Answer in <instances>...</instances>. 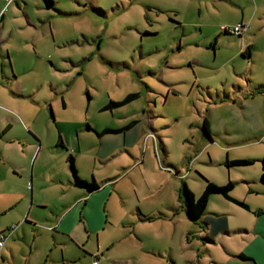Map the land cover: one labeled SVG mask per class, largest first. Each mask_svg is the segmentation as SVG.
<instances>
[{"label": "rangeland", "instance_id": "obj_1", "mask_svg": "<svg viewBox=\"0 0 264 264\" xmlns=\"http://www.w3.org/2000/svg\"><path fill=\"white\" fill-rule=\"evenodd\" d=\"M236 25L241 36L223 29ZM256 82L264 83V0H55L52 8L0 0V232L8 241L0 264H92L94 256L100 264H234L247 238L208 242L205 218L189 217L183 188L198 198L206 179L231 180L234 195L264 198L244 182L261 175L264 158V96L244 103ZM130 93L139 96L104 108ZM133 121L102 144L98 132ZM37 135L45 150L36 170L49 183L35 194L45 204L31 205L29 189L13 204L30 182ZM79 138V175L98 181L95 194L111 197V210L104 201L93 217L100 230L72 236L53 229L62 202L51 182L71 175L67 157ZM105 143L118 149L96 162ZM235 159L255 162L227 165ZM81 190L69 184L58 197ZM238 208L213 194L205 216L226 211L232 228L250 223Z\"/></svg>", "mask_w": 264, "mask_h": 264}, {"label": "crops", "instance_id": "obj_2", "mask_svg": "<svg viewBox=\"0 0 264 264\" xmlns=\"http://www.w3.org/2000/svg\"><path fill=\"white\" fill-rule=\"evenodd\" d=\"M44 7H46V6L44 5ZM249 52H250V50H249ZM260 84H264V83L256 82L254 90H256V88ZM251 94H252L251 97H249V94L244 97V103H248V101H250L251 98L253 99L255 97V95H257V94H259V95L262 94L261 96H264V91L261 92V91L256 90V91L251 92ZM250 103H252V101ZM250 105H252V104H250ZM253 106H255L257 111H259V109H261V108L263 109L262 99L256 100L255 104L253 102ZM137 122L138 121H136V123ZM136 123L132 127H130L129 129H126V130L132 129L136 125ZM109 133H119V132H109ZM105 134L106 133H104L103 130L98 132V135L101 138ZM258 136H256V137H258ZM60 140H62L61 141L62 143L59 142V145H61L62 147L67 149L68 147H66L65 143H67V146H68L69 142H67V141L65 142L63 140V136L61 133H60ZM101 142H102V144L104 142H106L105 138H102ZM44 144L45 143H43L42 137L37 135L36 140H33L32 143L29 145L30 146L29 147L30 155L28 154L29 155V163L32 159H34V165H33V168L31 167L30 175H29L30 176V182H29L28 186L26 185L25 189H23V190L16 189L17 191H15L13 193V195L15 196L13 204H15V202H17L18 200L25 201L26 197L28 196V194H27L28 189L30 190V193H29L30 197L29 198L31 199L30 200L31 205H34V203L35 204H45L43 200H41V201L38 200L36 198V194H35L36 186L38 188L39 182H41L39 190H42L43 187L45 186V184L49 183V181H48L49 179H47V178L41 179L40 178L41 176L37 173V170H36L37 161L41 155L43 156V153L45 150ZM75 145H76V150H74V151L77 152L76 153L77 155L75 153H72V152L69 153V155L67 157V161L69 163V156L72 155L75 159V164L77 167L78 157L80 155H82V150L84 148L82 147V142H81L80 138H79L78 142L75 143ZM115 147H116V144L114 146V143H113V146L109 145V147L106 146V143H105V146L103 148H100L99 150L95 151L94 156H93L94 160L97 162V160L99 159L102 163L103 162H109L110 158L113 157V154H115V151L118 149ZM263 159H262V163H263ZM254 162H255V160H253V163ZM253 163H251V164H253ZM20 166H21L20 167L21 170L26 172L25 181L27 184L29 167L24 166L23 164H21ZM69 167H70V163H69ZM77 170H78V167H77ZM70 171H71V168H70ZM263 172H264V164L262 166V170L260 173L261 175H259L258 177H254L252 179L244 180L245 184H247L249 186V194L250 195L251 194L264 195V183L261 180V176H262ZM78 174H79V172H78ZM81 178H83V177H81ZM83 179H85V178H83ZM115 179H117V178H109L108 180L114 181ZM54 180L55 179H52L53 182H51L52 188H54L56 191H58V194L55 197H57L58 201H61L62 204L59 205V203H55V204H58V205L54 206L56 208V210H58V211H57L55 226L53 227V229H60L61 231L63 230L65 232H68L72 236L74 235V233L76 232V230L79 227H82L84 229L85 234H89L90 232H97L98 230H100V228L93 225V224H95L93 222V217H95V218L100 217L101 206L104 203V201H106L104 207L108 210H111L110 205H109L111 197L106 199L105 193L100 194V195L95 194V191H97L101 188V185L98 183V181L95 178L93 179L99 184L100 187L96 190L89 191L85 187H79V186L75 185V183L73 181L72 171H71V175L69 177L67 175V177H65V178L61 177V178L56 179V182H54ZM86 180H88V179H86ZM66 183H68V184H66ZM69 184L72 186H76L78 188L84 189V190H81L76 196L72 197L71 199L68 197V200L65 201L66 200L65 198H63L61 196L58 197V196L61 194V192H65L68 190ZM234 188H235V183H234ZM234 188L230 192V195L232 196V198L236 199L239 202H243L245 205H242V204H240V203H238L232 199H228L222 194H220V195H222L227 200H230V201L234 202L235 204H237V206L239 207L238 209L248 212L252 216L251 217L252 221H250V223H248V224H246V223L238 224L235 226V228H232V226L230 225L231 224L230 223V217H229L230 213H228L226 211H219V212H215L213 215H206V216L204 215L202 217V218H205L203 220V223H204V231L203 232L207 236L206 238L209 239L208 242H213V244H215V245L218 244V239L221 236L226 237V236H231L232 234H243L245 236V238H247L248 241L246 242V245L242 251L234 254L238 258V259L234 260V264H264V198H259L258 196H253L252 198L251 197H238L237 195H234ZM45 202H46V204H51V200L46 199ZM149 217H151V216H149ZM147 218L148 217L143 216L142 220H147ZM17 225L19 226V224H17ZM17 225H15L14 228H12L13 232L11 233L10 237H12L15 234V232L18 230ZM1 232H5V230H3ZM7 242L8 241H6L4 247L6 246ZM96 258H98V257L94 256V260Z\"/></svg>", "mask_w": 264, "mask_h": 264}, {"label": "trees", "instance_id": "obj_3", "mask_svg": "<svg viewBox=\"0 0 264 264\" xmlns=\"http://www.w3.org/2000/svg\"><path fill=\"white\" fill-rule=\"evenodd\" d=\"M43 3L48 8H52L55 6V0H43ZM224 31L226 33H232V32H229L228 30H225V29H224ZM238 36H241V35H238ZM256 90L263 92L264 91V84H260L256 88ZM138 96H139L138 93H130L128 96H126L121 101H112L111 100L104 108L110 109V108H113L115 106H120L122 104H125L128 101L133 100L134 98H136ZM135 123H136V121H133V122L129 123L128 125H125L122 128H114V129L113 128H106L103 130V132L104 133L120 132V131L129 129ZM203 129H204L205 134L208 137H211L210 123H209L207 118H205V120H204ZM61 141L62 140H60V143H62ZM69 163H70V168L72 171L73 181H74L75 185H77L79 187H85L89 191L96 190L100 187L99 184L95 180L90 182V181L85 180V179L80 177V175L78 174L76 164H75V159L72 155L69 156ZM251 163H253V160H251V159H235L232 161H230V160L227 161L228 166L248 165ZM263 164H264V159H263ZM261 180L264 183V172L261 176ZM233 188H234V182L231 180L228 181L224 185H218L215 182L206 179V186H205L203 192L201 193V195L198 198H195L194 193L184 183L183 189L185 192V205L187 207L189 217L194 221L200 220L205 215L207 208H208L209 201H210L213 194H222L228 199H232V200H234V201H236L242 205H245L243 202H239L236 199L232 198V196L230 195V192L233 190ZM149 219H152V217L147 218V220H149Z\"/></svg>", "mask_w": 264, "mask_h": 264}, {"label": "built area", "instance_id": "obj_4", "mask_svg": "<svg viewBox=\"0 0 264 264\" xmlns=\"http://www.w3.org/2000/svg\"><path fill=\"white\" fill-rule=\"evenodd\" d=\"M223 29L228 30L229 32H232L236 35H241V31L243 27L242 25H236L233 29H230L227 27H223ZM6 239H7V232H1L0 233V250L4 247L6 243ZM93 264H100L97 258L93 261Z\"/></svg>", "mask_w": 264, "mask_h": 264}]
</instances>
